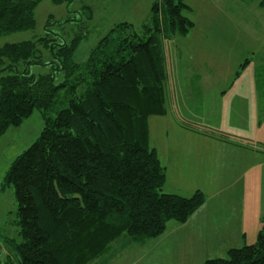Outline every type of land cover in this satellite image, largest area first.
<instances>
[{
  "label": "trees",
  "instance_id": "obj_1",
  "mask_svg": "<svg viewBox=\"0 0 264 264\" xmlns=\"http://www.w3.org/2000/svg\"><path fill=\"white\" fill-rule=\"evenodd\" d=\"M42 1L0 0V38L34 30ZM189 10L183 0H157L140 32L115 26L84 65L73 59L80 38L0 48V139L35 111L45 121L4 177L3 187L14 190L21 242L0 241V264H96L121 239H159L170 223L184 225L204 205L199 191L164 193L165 169L149 149L150 118L168 114L164 40L189 34L194 24L183 14ZM47 66L50 75L31 73ZM204 264H264V218L254 245Z\"/></svg>",
  "mask_w": 264,
  "mask_h": 264
},
{
  "label": "rangeland",
  "instance_id": "obj_2",
  "mask_svg": "<svg viewBox=\"0 0 264 264\" xmlns=\"http://www.w3.org/2000/svg\"><path fill=\"white\" fill-rule=\"evenodd\" d=\"M156 1L74 0L70 4L55 5L51 0H43L34 12L35 29L1 37L0 48L44 37H49L60 45H69L80 38L73 59L76 64L84 65L91 52L115 26L129 24L140 32L143 25L149 23ZM183 2L190 8L183 14L194 27L187 36L178 35L164 40L169 74L166 94L169 99L170 91L180 89L182 95L186 91L185 86H189L192 91L186 93V97L191 110L187 109L189 114L186 115L189 116L184 119L185 123L200 124L219 132L214 127L219 122L217 107L200 111L199 102L195 98H200L197 93H206V99L211 101L216 99L214 95L219 91H251V84L238 85L236 82L239 79L242 81V77H247L246 80L264 77V0ZM49 59V54L43 55L44 62H49ZM246 62L247 66L241 71ZM171 71L173 76L175 71L178 73L177 80L174 81L173 76L171 78ZM238 72L240 75L237 77ZM31 73L36 76L50 75L52 67H32ZM196 76H203L204 79L198 82ZM60 83L61 79H58L56 85ZM255 91L264 93V81H260V86ZM159 122L156 118L151 119L149 149L156 148L162 141ZM44 125L42 113L35 111L20 126L11 127L0 139V241L10 239L21 242L19 228L15 225L18 208L14 190L3 187L4 177L13 162L39 139ZM253 239L249 238V246L256 243L257 238ZM156 241L157 239L133 243L132 239L123 238L112 246L110 253L98 259L96 264H187L182 255L183 249L174 251L169 247L170 250H167L166 245L156 248Z\"/></svg>",
  "mask_w": 264,
  "mask_h": 264
},
{
  "label": "crops",
  "instance_id": "obj_3",
  "mask_svg": "<svg viewBox=\"0 0 264 264\" xmlns=\"http://www.w3.org/2000/svg\"><path fill=\"white\" fill-rule=\"evenodd\" d=\"M170 75L172 78V71ZM178 77L175 71L173 80ZM196 77L198 82L204 79ZM242 79L236 83L251 84V91H219L211 101L206 99V93H197L200 98H195L200 111L217 107L219 122L214 127L228 136L226 139L202 134L185 123L184 119L189 116L187 109L191 110L186 97V93L192 91L189 86H185L182 95L180 89L170 91L168 114L149 120V133L151 119L160 121L162 141L154 149L166 172L164 193L190 197L199 191L205 196L204 205L184 225L170 223L166 233L156 241V248L166 245L167 250L169 247L174 251L183 249L187 264L223 259L229 250L251 244L249 238L255 240L261 229L264 218V93L255 89L264 77Z\"/></svg>",
  "mask_w": 264,
  "mask_h": 264
},
{
  "label": "water",
  "instance_id": "obj_4",
  "mask_svg": "<svg viewBox=\"0 0 264 264\" xmlns=\"http://www.w3.org/2000/svg\"><path fill=\"white\" fill-rule=\"evenodd\" d=\"M1 252H2V246H1V244H0V257H1Z\"/></svg>",
  "mask_w": 264,
  "mask_h": 264
}]
</instances>
